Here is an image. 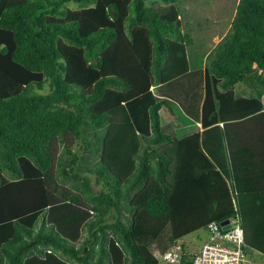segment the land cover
Masks as SVG:
<instances>
[{
    "label": "trees",
    "instance_id": "obj_1",
    "mask_svg": "<svg viewBox=\"0 0 264 264\" xmlns=\"http://www.w3.org/2000/svg\"><path fill=\"white\" fill-rule=\"evenodd\" d=\"M183 2L0 0V264H159L154 246L231 219L264 255L210 146L220 125L264 126V0H239L189 73ZM199 123L223 177L182 164ZM228 183L237 212L220 199Z\"/></svg>",
    "mask_w": 264,
    "mask_h": 264
},
{
    "label": "crops",
    "instance_id": "obj_2",
    "mask_svg": "<svg viewBox=\"0 0 264 264\" xmlns=\"http://www.w3.org/2000/svg\"><path fill=\"white\" fill-rule=\"evenodd\" d=\"M179 18H181L182 20L181 25L182 27H184L182 16ZM184 30L190 31L189 29H185V28ZM220 41L218 42V44L220 43ZM188 49L189 48H186L187 59H188L187 72L188 71L190 72L192 63L189 58L190 56ZM212 50H210L208 53L205 54V60L203 62L204 64H206L205 62L206 58ZM153 89L154 87L151 88V90ZM236 91L242 97H248L252 94L250 88L245 83L238 84L236 86ZM198 125L200 127V131L194 135L199 137V141L197 143L192 142L193 144L190 149H189V144H186L187 150L182 156L181 159L182 164L186 166H190V164H193V162H196L197 166L201 164L202 165L212 164L216 172H218L219 169L217 164L207 154L204 147L202 146V133L204 129L200 123ZM220 127H221L220 129L214 131L212 138H210V144H211L210 146L214 152L216 162H219L225 165L227 169H230V171L233 174V177L241 185L240 191L238 190L241 195L240 197L241 203L244 204V208H251V212H252L251 228L252 230H255L257 228L261 229L259 231L260 240L258 239L257 240L259 242H262L264 240V144L257 142L256 139L257 137L261 136L260 134L263 131L262 128H264V126H258V125L244 126L243 124H239V125L231 124L226 127L220 125ZM215 141H217V143H215ZM193 171H194L193 169L189 171L191 175L194 174ZM196 173H198V171ZM218 173L221 175V177H223L222 173L220 172ZM190 174L189 176H191ZM212 179L213 181H216V186L221 185L223 187V182H220L221 179H219L218 176H214L213 174ZM210 182L209 183L207 182L208 188L210 190L215 189V188H210L211 185ZM226 188H227L226 193L225 190H222L219 193L220 199L223 201V206L225 207L230 206L231 208H233V212H237L236 195L233 194V190L230 187L229 183L228 186H226ZM222 192L224 193V195H222L223 194ZM209 193L210 192L206 193L205 195ZM213 194L216 196L217 193H213ZM189 195L194 196L193 192L190 193ZM208 238H209V234L206 240L204 241L203 245L207 242ZM183 240L184 239H181V241ZM201 248L202 247H200L196 253L193 252V254L199 253ZM255 254H257V256L259 257L255 256ZM153 255L155 256L157 255V253ZM248 255L250 259L252 258V260H254V264H264V255L261 252H259L257 249L248 246ZM156 258L159 261L160 257H156ZM159 264H161V261H159Z\"/></svg>",
    "mask_w": 264,
    "mask_h": 264
},
{
    "label": "rangeland",
    "instance_id": "obj_3",
    "mask_svg": "<svg viewBox=\"0 0 264 264\" xmlns=\"http://www.w3.org/2000/svg\"><path fill=\"white\" fill-rule=\"evenodd\" d=\"M11 1V0H10ZM20 0H12V2H18ZM181 4V12L183 18V29H189L192 31V38H194V45L188 49L190 61L194 64L200 61L206 53L214 49L218 42L225 37L231 26V22L235 16L237 4L239 0H183ZM163 4H159L160 8L164 7ZM188 31V30H185ZM73 143V142H72ZM77 144V143H76ZM72 148L75 151L77 146L75 143ZM59 153L64 152V145H60ZM92 184L95 185V178L91 175ZM71 186V182L67 183ZM95 190H98L95 188ZM208 233L206 230H201L187 235L183 242L185 250L188 253L197 252L200 247L203 246ZM154 251L159 254V248L153 247ZM255 253V252H254ZM252 253V254H254ZM251 254V255H252ZM257 256V254H255ZM157 257V255H155ZM259 257V256H257ZM250 259V258H249ZM251 264H254L252 258L249 260ZM163 264V263H161Z\"/></svg>",
    "mask_w": 264,
    "mask_h": 264
},
{
    "label": "built area",
    "instance_id": "obj_4",
    "mask_svg": "<svg viewBox=\"0 0 264 264\" xmlns=\"http://www.w3.org/2000/svg\"><path fill=\"white\" fill-rule=\"evenodd\" d=\"M209 232L199 253H188L184 242L179 240L159 261L163 264H251L239 219L228 220L225 225L212 223Z\"/></svg>",
    "mask_w": 264,
    "mask_h": 264
},
{
    "label": "water",
    "instance_id": "obj_5",
    "mask_svg": "<svg viewBox=\"0 0 264 264\" xmlns=\"http://www.w3.org/2000/svg\"><path fill=\"white\" fill-rule=\"evenodd\" d=\"M227 223H228V221H226V222L222 223V225H225V224H227Z\"/></svg>",
    "mask_w": 264,
    "mask_h": 264
}]
</instances>
